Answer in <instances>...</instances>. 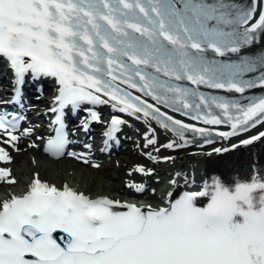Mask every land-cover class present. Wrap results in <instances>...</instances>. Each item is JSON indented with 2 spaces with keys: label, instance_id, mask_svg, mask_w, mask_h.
Wrapping results in <instances>:
<instances>
[{
  "label": "snow or ice",
  "instance_id": "6c2138e0",
  "mask_svg": "<svg viewBox=\"0 0 264 264\" xmlns=\"http://www.w3.org/2000/svg\"><path fill=\"white\" fill-rule=\"evenodd\" d=\"M178 2L180 7L174 0H0V58L14 74L12 100L0 103H21L29 74L33 80L53 79L56 95L49 111L58 127L45 148L53 156L63 155L69 143L67 112L86 113L80 125L85 132L90 121L105 123L99 112L85 106L109 105L113 112L154 120L182 140L185 130L202 137L212 132L175 119L157 105L191 113V119L206 125L228 123L231 131L216 133L225 139L264 124V96L240 104L199 91L200 85L238 93L264 87V55L241 57L239 63L215 58L238 54L255 42L264 33V10L255 17V0L248 7L224 0ZM258 68L256 79L241 78ZM8 117L0 111V132L7 137L0 144L15 148L23 117ZM125 123L111 117L102 132L106 144ZM30 131L24 129L22 135ZM261 137L264 132L240 143ZM145 139V147L157 142L149 133ZM10 159L0 147V161ZM134 171L152 172L140 165ZM8 176L10 170L0 168V178ZM128 186L145 191L143 185ZM199 197L209 198L206 207L197 206ZM58 239L66 241L64 246ZM0 264H264V176L233 185L214 178L166 207L142 208L107 196L90 198L67 185L61 190L37 175L26 193L0 202Z\"/></svg>",
  "mask_w": 264,
  "mask_h": 264
},
{
  "label": "bare ground",
  "instance_id": "6f19581e",
  "mask_svg": "<svg viewBox=\"0 0 264 264\" xmlns=\"http://www.w3.org/2000/svg\"><path fill=\"white\" fill-rule=\"evenodd\" d=\"M256 13L255 17L257 18L260 14L261 10H264V0H257L256 5ZM264 44V33H262L260 36H258L257 40L250 46V47H257L259 45ZM3 86L7 87L8 82L7 79L2 80ZM46 88L45 93L43 95H37L35 94L33 97L37 98L39 101L37 103H29L28 105L31 108H35L38 110V112H42L46 106H49L51 98L48 96H53V88L50 86H44ZM44 96V97H43ZM92 107L95 111L99 112L102 120L103 117L107 115V118L112 116L108 111L111 109L109 105H103V106H88ZM86 116V115H85ZM80 117V116H79ZM126 123L121 126V131L123 133V130H129L132 129L134 133L132 135L126 134L125 137L121 135V142H119L120 146L118 147V155L114 159L111 160L109 163H104L102 165V169L106 170L108 173L110 169L112 168L111 164L116 161L117 167L115 168L116 172H120L123 170H131L135 169L137 165L143 166L145 165V169H151V175H144L147 176L148 179H150V182L146 184H142L141 182L135 183L134 185H143L146 190V198L147 191L151 189L152 187H157L161 180L168 174L169 170L174 166H183L181 167L182 170L185 171V177H187L190 180H197L199 183L196 184L195 189L200 190L205 182L211 184L213 182L214 178H220L222 177L221 174L223 172V165L228 161V151H221L219 153L217 152H210L209 150L212 148H221V149H228V144L231 142H237L239 140H242L244 138L250 137L260 131L264 128V125L258 129H255L254 131L248 132L244 135H240L234 139L227 140L221 144H212L208 147L202 148L200 151L196 149H190L185 147H174L172 149H168L166 147H161V145H166L169 142H173L171 140H175L172 138V135L161 128H155L156 134H153L149 128L145 125V119H136L132 116H126L124 118ZM81 118L80 120L76 121V127H81ZM147 122L152 125L151 122L147 120ZM23 126L28 127L30 129L31 133H33V138L31 140H24L26 139L23 137V139L18 144V150L22 152L21 154L13 153L10 148L4 147L5 150L9 153V156L11 157L10 160H14V166L15 168H22L23 165H27V168H22L21 171H19V181L22 180L25 176L31 177L34 179L37 175L39 178L44 182H49L50 184H55V180H58L60 183L63 182L64 177H57L54 176V172H59L62 170L72 169L71 166H66L67 159L65 158H59L57 160H50V164L46 162H42L40 160L38 154L42 152L40 150H31L32 148V142L37 143L38 137L43 134L44 129L37 125H27L26 123L23 124ZM23 130V128H21ZM149 132L150 138H155L157 141L155 145H148L145 147L146 139H145V133ZM121 133V134H122ZM171 139V140H170ZM90 140V136L87 137V141ZM176 144H183L182 141L175 142ZM112 145V143H110ZM156 149H159V151H156ZM30 150V152L28 151ZM194 150V151H193ZM146 153H151L152 156L156 157L155 160H152L146 155ZM32 154L36 156V158ZM166 157H171V159H164ZM36 159L37 165L35 167L31 166V170L29 169V161L28 159ZM45 158V157H44ZM43 159V158H42ZM47 159V158H45ZM78 161V160H77ZM32 162V161H31ZM241 163L245 164V166L249 167V161L245 159H241ZM0 166L4 169H9V163L7 165L0 164ZM13 166V167H14ZM26 167V166H25ZM101 168V167H100ZM114 168V167H113ZM74 169V168H73ZM180 169V170H181ZM222 170V171H221ZM50 171V172H49ZM34 172H37V175H33ZM193 172L196 173V178H193ZM111 174V173H110ZM107 177V176H106ZM125 177L123 174L119 176H115L114 178L116 180L122 181V178ZM10 178V177H7ZM221 180V179H220ZM73 183L78 182L80 188H84L87 192L90 193H102L106 194L104 189L109 188L112 192H118L120 196L116 197L120 200H123L122 194H124L130 187L124 182L122 185H113L107 188H98L93 187L89 185V187H84L83 184L79 181H77V178L75 177L73 180ZM96 181V180H95ZM57 182V181H56ZM58 182V183H59ZM97 183V182H96ZM2 184H4V179L2 180ZM101 189V190H98ZM107 195V194H106ZM182 194L177 192L173 193L171 196H169L170 200H173V197L178 196L180 198ZM112 197L116 195H110ZM209 202L208 197H199L197 199V203H201L202 206H207V203ZM140 205H146L147 201H142L139 203Z\"/></svg>",
  "mask_w": 264,
  "mask_h": 264
},
{
  "label": "rangeland",
  "instance_id": "374dc122",
  "mask_svg": "<svg viewBox=\"0 0 264 264\" xmlns=\"http://www.w3.org/2000/svg\"><path fill=\"white\" fill-rule=\"evenodd\" d=\"M22 152H24V151H22ZM22 152H19L18 154H21ZM33 156H35V155L32 154V157ZM116 156L117 155H114L113 157H116ZM36 159H32V158L28 159V161H29V169L28 170H31V166L35 167L37 165ZM40 160H42V162L43 161L45 162V160L42 159V158H40ZM67 160L68 161L66 163L67 164L66 166H71L72 169H67L66 171L62 170V171H59V172H54V176L61 177V175H62V176H65V178H67L69 180H73L76 177L77 181L81 182L84 187H89V185H91L93 187H98V188H103L104 189V188H107V187H110V186H113V185H115V186L119 185V184L121 185V181L120 180H116L114 177L115 176L117 177L120 174L121 175L122 174H126L127 175V171L126 170H123V171H120V172H116L115 171V168H118L117 165H116L117 164L116 161H114L111 164L112 168L110 169V171L108 173H106L107 171L102 169L101 163H100V167L101 168H95L91 164L79 165L76 161H73V160H70V159H67ZM106 160L107 161H105V162L103 161V162L104 163L111 162V159H109V158L106 159ZM46 163H48V161H46ZM13 164H14V160H13L12 165ZM22 165H23L22 168H27V165H24V164H22ZM22 168H15V166H14V171L19 175V171H21ZM15 178H17L16 174H15ZM107 189L109 190V188H107Z\"/></svg>",
  "mask_w": 264,
  "mask_h": 264
}]
</instances>
